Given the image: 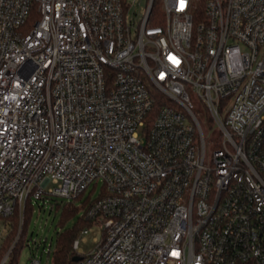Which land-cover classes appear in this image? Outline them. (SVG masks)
I'll return each instance as SVG.
<instances>
[{
    "label": "built area",
    "instance_id": "obj_1",
    "mask_svg": "<svg viewBox=\"0 0 264 264\" xmlns=\"http://www.w3.org/2000/svg\"><path fill=\"white\" fill-rule=\"evenodd\" d=\"M98 181L74 264H264V0H0V246Z\"/></svg>",
    "mask_w": 264,
    "mask_h": 264
},
{
    "label": "rangeland",
    "instance_id": "obj_2",
    "mask_svg": "<svg viewBox=\"0 0 264 264\" xmlns=\"http://www.w3.org/2000/svg\"><path fill=\"white\" fill-rule=\"evenodd\" d=\"M158 3L160 4L161 11L162 2L158 1ZM142 6L143 2L140 8H136L137 11H141ZM190 97L192 101V111L194 112L202 130L206 146V153L208 154L211 150L213 142L217 140L219 129L215 122H211L208 119L207 110L200 97L195 93H191ZM220 114L223 115L224 111H222ZM94 184L95 183H91L88 186L84 192V196L89 194L90 199L98 197L102 183L98 181L95 186H93ZM79 203V201L76 202L77 205ZM81 213L82 210L79 212V214ZM58 217L59 215L50 208V205L47 201L42 202L40 200L38 203H34V210L31 213L30 221L27 227V241L29 245H25L19 253L20 264L26 263L31 254L40 258L41 264L51 262V254L47 253L46 251L48 245H50L51 251L53 250L55 246L56 232L61 230V227L57 224ZM74 221L75 217L70 218L65 226L70 227ZM90 228L91 229L88 231V233L84 235L85 239L80 240L78 244V248H80L83 253H88L93 248L95 245L94 238L99 240L102 236V225L100 223L95 222L92 224V226H90Z\"/></svg>",
    "mask_w": 264,
    "mask_h": 264
},
{
    "label": "trees",
    "instance_id": "obj_3",
    "mask_svg": "<svg viewBox=\"0 0 264 264\" xmlns=\"http://www.w3.org/2000/svg\"><path fill=\"white\" fill-rule=\"evenodd\" d=\"M97 198L98 197L90 199L89 194L84 196V192H81L76 197L66 202L56 197L42 198L41 201H47L50 208L59 215L57 224L61 227V230L56 232L55 246L50 253L51 262L47 264L75 263L73 257L77 255L73 248V241L79 236L80 231L84 227H90L96 222L95 219L85 217V215L82 213L79 214V212L81 210H85L87 206H89V204ZM78 201L80 203L77 205L76 202ZM33 210L34 203L28 199L26 201L21 220L17 210H15L7 218L3 219V222L7 224L8 228L6 236L0 246V261L5 252L9 249L10 245L13 243L16 235H18V239L11 248V252L4 264H17L19 251L28 239L27 227ZM72 217H75V221L70 227H66L65 225L67 221Z\"/></svg>",
    "mask_w": 264,
    "mask_h": 264
},
{
    "label": "water",
    "instance_id": "obj_4",
    "mask_svg": "<svg viewBox=\"0 0 264 264\" xmlns=\"http://www.w3.org/2000/svg\"><path fill=\"white\" fill-rule=\"evenodd\" d=\"M81 257L80 256H75V257H73V260L74 261H77V260H79Z\"/></svg>",
    "mask_w": 264,
    "mask_h": 264
}]
</instances>
